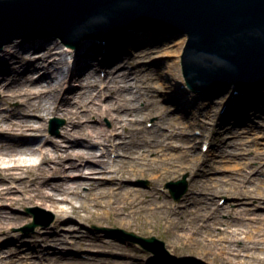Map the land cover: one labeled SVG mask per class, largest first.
<instances>
[{"label": "bare ground", "instance_id": "1", "mask_svg": "<svg viewBox=\"0 0 264 264\" xmlns=\"http://www.w3.org/2000/svg\"><path fill=\"white\" fill-rule=\"evenodd\" d=\"M138 33L139 35H117L115 39L106 42L87 39L83 41L79 48L69 50L68 53H65L66 48L62 51H60L61 49H57L58 43H54L55 45H45L46 40L44 38H17L8 43L0 51V88L11 91L15 89L10 94L5 95L6 99L22 98L23 102L27 105L35 106L40 111L59 114L60 107L59 105H55L56 101L53 102L52 99L55 96L59 97V92L61 89H64L68 79L75 78L76 80H80L88 76L85 83L82 84L84 86H81L86 87L85 89H88L89 92L80 91V89L75 92L77 93L75 97H80L77 100L80 103L81 100L92 96L93 92L91 90L94 85H97L96 80L98 79V71L101 67L107 66L120 58L140 39L156 34L153 32ZM176 38L178 39L174 38L175 40L172 43L180 44V46L187 40L185 34ZM30 46L33 49L29 50ZM39 48L43 49L39 51ZM66 54H70V66H68L69 69L67 71L64 69V66L68 62ZM97 54L99 57H97ZM164 54L167 55V51L161 55L163 56ZM95 57L96 59L94 60L93 58ZM9 59L16 61L13 69L10 66ZM32 66L42 68L43 74L37 80H33L32 78H35V76L30 75L26 82H21L19 80L21 78V71H28ZM118 66L119 64L115 65L116 70L109 69L107 77L111 82L115 83V90L117 91L123 88L119 85V82H126L125 88L128 91L121 93L125 100L122 106L125 108L126 113L135 112L140 116L133 120L134 124L129 123L127 126L121 123L123 118H120V114L115 116L117 119L116 123H121L122 127L128 128L122 137L129 138L123 140L122 144L117 145V147L124 151V156L100 161V166L92 167L90 174L82 173V163L85 160L83 158L88 154L90 157L93 152L86 149H76L75 145L79 143V135H75L76 132L77 134H86L91 138L94 136L100 137L107 134V132L100 127L88 130L89 125L80 119L83 114L77 109L73 110L67 107L62 114L67 116L68 122L77 126L73 133L66 131L69 135L76 136L71 142L70 153L63 156L60 153V150H63L60 145L55 144L53 148H50L44 146V143L39 149V152L43 156L42 160L39 163L32 162L21 156L23 154L33 155L37 151L34 145L25 137L35 136L32 139L35 141L38 136L37 134H29L27 130H41L45 128V125L43 123L35 124L34 122H29L33 120L23 118L20 114L15 115L14 119L7 120L0 113V136H10L15 142L21 143L25 139L21 145L19 143L6 145L3 144L4 142L0 144V197L11 199L16 203L28 202L41 205L51 203L55 208L62 210L65 215L70 214L88 221H96L97 218L101 217L109 223L124 222V224L128 223L130 226L134 225L140 230L155 227L156 223L163 222L167 226L166 231L173 239L185 238L188 243L198 245L199 249L195 250L189 245H184L180 246L179 250L198 255L201 259L211 264H264V212H252L253 215L249 216L243 215L241 220L232 218L234 217L232 213H230L229 219L220 220L218 218L220 213L228 211L225 208L226 206L218 204V196L223 193H227L232 197L243 196L248 199L246 200L247 202L256 199L264 201V149L258 152L255 157L258 159L259 165L251 167L250 170L247 168V165L244 166L243 168L246 170L244 172L238 171L237 175L239 176H226L225 172L231 166H218L211 163L208 164V169L201 170L199 162L202 157L199 155L192 156L189 149H182L178 153H172L167 150L173 144V141L170 140L174 137H177L180 141L191 139L186 130H184L187 124L183 120L168 117L169 114L163 111V107L152 99L154 94L152 93L153 88L150 83L145 86L138 83L139 80L144 78L137 72L138 70L134 71L135 73L133 74L135 75L132 76V72L121 73L117 70ZM168 67L171 70H166L165 73L160 74L165 81L164 85L169 87L166 98L171 100L182 98V107H186L185 103L196 104L200 102L198 99H201V97L198 98V93L186 85L187 83L180 70L181 68L172 63H169ZM84 68L87 70L94 68L95 70L88 75H84V71L82 72ZM65 74H68L66 80L59 79V76ZM7 76H12V81L6 82L2 80L1 82V78H7ZM128 93L129 95H127ZM262 94L264 95V87L249 98L257 97L260 99ZM140 101L145 102L144 106L139 105ZM246 102L249 101L246 99L244 103ZM205 105L203 104V106ZM203 106H199L193 111V121H196L195 118L198 115V110ZM114 109L116 107H108L106 112L110 114L114 113ZM117 109L120 108L118 107ZM236 109L240 111L238 107ZM230 110L231 106L226 112L227 116L231 114L229 113ZM155 113H157V120L154 127H146L142 123V120ZM76 118L78 119L76 120ZM181 123H184V126L180 129ZM179 145L184 146L182 144ZM152 152H156V155L151 156L150 153ZM221 152L223 157L236 154L232 150L225 149L221 150ZM71 154H75L79 159H83V162L81 164L70 162L68 166L71 168V172H68L64 179L65 181H69L70 178L77 177L76 175H88L85 176V179L73 180V182L79 184H86L89 187L88 191L86 193L73 191V195L69 196L72 185H67L58 188L60 190L58 192L48 193L45 190V186L49 184L50 177L66 170L65 167L67 165H65L63 160ZM54 159H56V165H50L51 160ZM203 161L205 163L208 159ZM7 162H12V164L8 166L3 165ZM248 162L250 163V161ZM46 163L47 165H45ZM238 164L239 162H236L233 166H238ZM85 165H89V163L86 161ZM76 169L81 170V172L76 173L73 171ZM176 170H189L191 172L193 188L191 193L189 192L184 196L182 204L173 206L167 201H160L155 197L156 192H158L155 185ZM218 171L220 172L216 173ZM148 173H153V189L148 191L130 184V181L136 177L146 176ZM8 181H19L18 189L21 190L20 196H9L12 187L4 185ZM73 199L80 204L79 207L76 206ZM59 200L68 201L71 205L69 208H64V206H60ZM252 209V207L242 206L236 208V210H243L245 213ZM81 210L85 211V214H82ZM245 216H247L248 220L251 219L253 221L244 222ZM254 221L261 224L256 227L253 223ZM219 222L224 223L226 226L223 228L220 236L214 230L215 225ZM181 230L182 232L180 233ZM251 232H255L257 235H253ZM56 239L65 241L63 238ZM79 243L82 244L81 241ZM94 243L97 244L96 242ZM227 254H233L235 258ZM241 255L243 257L236 259V256ZM107 258V261L102 262H98L95 258L89 261L91 263L98 262V264H135L131 260L115 259L113 256H108L105 259ZM24 261L25 264L43 263V259L37 261L29 253ZM152 262L158 261L153 260ZM83 263L86 262L62 253L59 257L48 259L45 264ZM165 263L167 262L165 261Z\"/></svg>", "mask_w": 264, "mask_h": 264}, {"label": "rangeland", "instance_id": "2", "mask_svg": "<svg viewBox=\"0 0 264 264\" xmlns=\"http://www.w3.org/2000/svg\"><path fill=\"white\" fill-rule=\"evenodd\" d=\"M140 33L144 34L143 31ZM129 34L139 35L138 32L120 35L127 36ZM176 37L177 36L173 37L171 35L164 34H152V36L140 39L120 58L107 66L101 67V69L98 71L99 76L96 80L97 85H94L91 90V92H93L92 96L81 100L80 103L77 102L80 97H75L77 95L75 92L78 89H80V91L89 92L88 89H85L86 87H82L84 86L82 84L85 83L88 76L80 80H76L75 78L68 79V81L65 83L64 89H61L59 92V97L55 96L54 99H52L53 102L56 101L55 105H59L60 107L59 114L40 111L35 106L27 105L25 102H23L22 98L6 99L5 95L10 94L15 89H12L11 91L0 88V113L3 117L5 116L7 120H11L14 119L15 115L20 114L23 118L33 120L29 122H34L35 124L43 123L45 125V128L41 130H27L29 134H37L38 136V141L32 140L35 138V136L25 137L28 138L37 151H35L33 155L23 154L21 156L27 160H31L32 162L39 163L43 158L39 152V149L44 143V146L50 148H53V145L55 144L60 145V147L63 148V150H60V153L63 154V156H66L68 153H70L69 151H71V142L76 136L69 135L66 133V131L73 133L77 126H74L68 122L67 116L62 114V112L65 111V108L69 107L73 110L77 109L83 114L80 119L89 125L88 130L100 127L101 129L106 130L105 132H107V134H104L100 137L94 136L91 138L86 134H77L76 132L75 135H79V143L75 145L76 149H86L93 152V154H91L90 157L89 154L84 157V163H82L83 159H79V157L75 154H71L63 160L65 165L68 166L70 162H75L77 164L82 163V173L90 174L92 167L94 168L100 166V161H106L109 158L114 159L120 158L121 156L123 157L124 151L117 147V145L122 144L123 140L128 139L129 137H122V135L127 132L128 128L122 127L120 124H125V126H127L129 123L134 124L133 120L140 116H138V114L135 112L126 113L125 108L122 106L124 105L125 100L123 99L121 93L128 91V89L125 88L126 82H119V85L123 88L120 91H117L115 90V83L111 82L107 77L109 69L116 70L115 65L119 64L117 70L123 74L132 72V76H134V71L138 70L137 72L144 77L142 80H139L138 83H141L143 86L150 83L153 88L152 93L154 94L152 99L163 107V111L169 114L168 117L183 120L184 123L187 124V127L184 130H186L191 139L180 141L177 139V137L172 138L170 141H173V144L170 145L171 147L169 149H167L168 151L172 153H178L181 152L182 149H189V152L192 153V156L199 155L202 157V161L200 160L199 162L201 170L208 169V164L211 163L218 166H231L230 169L225 172L227 177L239 176L237 175V172H244L246 169L243 167L246 165L249 170L251 167L259 165L258 159L255 157L258 152L264 149V95L262 94L260 99L257 97L248 98L247 100L249 102H243L242 109H240V111L236 109L238 105L227 85L209 88L201 93H198V98L201 97V99H197L200 100V102L196 104L185 103L186 107H182V98L175 100L166 98L169 87L164 85L165 81L160 74L165 73L166 70H171L168 67L169 63L179 66L182 72L181 57L187 40L182 46H180V44L172 43L173 40L178 39ZM21 38L22 37L19 39ZM24 38H44L46 40L45 45L58 43L57 49H61L60 51H62L66 48L65 53H68L69 50H75L79 48L85 40H82L78 46L72 47L63 42L61 37L55 35ZM115 38L116 37H113L106 41L113 40ZM92 40L95 41L97 39L93 38ZM100 41L101 40H99V42ZM6 45L7 44H5L0 49V51L3 50ZM31 49H33L32 46L29 47V50ZM42 49L43 48H39L38 50L40 51ZM165 51H167V55L164 54L165 56H162L161 54ZM66 56H68V62L64 66V69L67 71L69 69L68 66H70V54H66ZM97 57H99L98 54ZM93 59L95 60L96 57ZM9 61L10 66L13 69L15 67L16 61L13 59H9ZM85 69L86 68L82 70V72L84 71L85 73L84 75H88L95 70L94 68H90V70ZM43 72L44 71L42 68L32 66V68L28 71H21V78H19V80H21V82H26L28 76L30 77V75H34L35 78L32 79L37 80L40 78ZM67 75L68 74L59 76V79L66 80L68 78ZM11 77H2L1 82L2 80L10 82L12 81ZM132 81H134V79H132ZM127 95H129V93ZM206 101L208 102L205 103ZM180 103H182V105H180ZM144 104L145 102L143 101L139 102V105L141 106H144ZM203 104L206 105L203 106ZM199 106L203 107L199 108L198 115L195 118L196 121H193V111ZM230 106L232 111L230 110L231 112L229 111V113L231 114L227 116L226 112L229 110ZM108 107H116V109L113 110L114 113H107L106 109ZM118 107L120 109H117ZM42 114L43 116H41ZM119 114L121 115L120 118H123L120 124L116 123L117 119L115 117ZM54 117H57L62 121L58 132H55L51 125V119ZM77 119L78 118H76V120ZM156 120L157 113L145 117L142 120V123L146 127L152 128L154 127ZM184 123H181L180 129L184 126ZM11 138L12 137L10 136H0V144L4 142L3 144L6 145H13L14 143H19L21 145L25 141L23 138L24 141L22 143L15 142V140H12ZM206 143L209 145V147L204 149V145ZM179 144L184 146H180ZM66 148H68V150H66ZM223 149L232 150L236 154L223 157L221 155V150ZM239 152H243L244 154H240ZM150 154L151 156H155L156 152H152ZM207 159L208 161L204 163L203 160ZM86 161L89 163V165H85ZM247 161H250V163H247ZM236 162H239L238 166H233L236 164ZM9 164H12V162H7L3 165L8 166ZM45 165H47V163ZM50 165H56V159L51 160ZM67 166L65 167L66 170L64 172H59L56 175L50 177L49 184L45 186V190L48 193L58 192L60 191L58 188L65 187L67 185H72L69 196L73 195V191H79L83 193L88 191L89 187L86 184L83 185L73 182V180L76 179H85V176L88 175H76L77 177L70 178L69 181H65L64 177L67 176L68 172H71V168ZM73 171L76 173L81 172L79 169ZM219 172L220 171L216 173ZM152 174L153 173H148L146 176L144 175L136 177L134 180L130 181V184L149 191L154 187ZM184 175H187V193H191L193 188L191 182V172L189 170H176L168 175L164 180L155 185L158 190V192L155 194V197L160 201H167L173 206L182 204L184 196L187 193L182 197L181 200L176 201L171 197L170 192L165 185L168 181L181 179ZM261 176L263 175L261 174ZM145 181H148V184ZM18 184L19 181H8L6 184H4L6 186L12 187L9 196L18 197L21 195V190L18 189ZM218 199V204L221 206H226L225 208L230 211L228 212L226 210L220 213L218 217L220 220H225L226 218L229 219L230 213L234 215L232 218H235V220H241L243 215L249 216L253 215L255 212H264L263 200L256 199L247 202L246 200L248 199L244 198L243 196L232 197L227 193L221 194L218 196ZM73 201L77 207L80 206V204L75 199H73ZM58 202L60 206H64V208H69L71 205L68 201L59 200ZM35 206H39L40 208L39 212L42 216V221L49 223L39 224L33 231H27L26 227L30 222L34 221V217L27 212L26 208ZM240 206L252 207L253 209L245 213L243 210H236V208ZM81 213L85 214V211L81 210ZM247 216H245L243 219L244 222L253 221L251 219L248 220ZM253 223L256 225V227L257 225L261 224L255 221ZM115 227L134 231L135 233L143 236H157L159 239L165 241L166 249L170 255L163 257L157 256L152 252L145 250L139 244L131 243L116 232L109 230L110 228ZM166 227L167 226H165L163 222H159L156 223L155 227H148L145 228L146 230H140L134 225L130 226L128 223L124 224V222L109 223L106 219L101 217L97 218L96 221H88L82 219L81 217L72 216L70 214L65 215L62 210L55 208L51 205V203H48L47 205L28 202L16 203L11 199H4L0 197V264H25L24 260L28 253L31 254L37 261L43 259V263L41 264H45L50 258L59 257L62 253L66 256L76 257L82 262H86L83 264H98V262L107 261L108 258H105L108 256H113L115 259L131 260L135 264H211L208 261L201 259L198 255L179 250V247L184 245H189L195 250L199 249L198 245L195 243H188L185 238L173 239V237H171L166 231ZM224 227L226 226L222 222H219L217 225H215L214 230L216 234L218 233V236L222 234L221 232L223 231ZM181 232L182 230L180 233ZM251 233L253 235H257L255 232ZM56 238H63L65 241H60ZM79 241H81L82 244H80ZM239 244H241V242H239ZM227 255L235 258L233 254ZM240 257H243V255L236 256V259ZM92 258H95L98 260V262L91 263L89 260H92ZM153 260H157L158 262H152ZM165 261L167 263H165Z\"/></svg>", "mask_w": 264, "mask_h": 264}, {"label": "water", "instance_id": "3", "mask_svg": "<svg viewBox=\"0 0 264 264\" xmlns=\"http://www.w3.org/2000/svg\"><path fill=\"white\" fill-rule=\"evenodd\" d=\"M142 31L186 35L184 75L199 91L227 85L242 109L264 87V0H0V49L19 37L57 35L76 46L84 38ZM234 87L244 94L233 95ZM167 186L176 200L188 189L185 177ZM27 212L36 218L27 226L33 231L42 223L39 207ZM110 230L168 254L156 236Z\"/></svg>", "mask_w": 264, "mask_h": 264}]
</instances>
